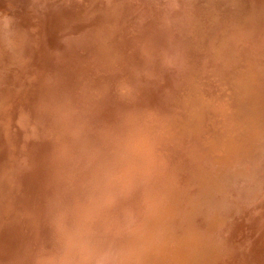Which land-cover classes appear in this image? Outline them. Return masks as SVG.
Returning a JSON list of instances; mask_svg holds the SVG:
<instances>
[{
  "label": "bare ground",
  "instance_id": "obj_1",
  "mask_svg": "<svg viewBox=\"0 0 264 264\" xmlns=\"http://www.w3.org/2000/svg\"><path fill=\"white\" fill-rule=\"evenodd\" d=\"M159 1H162V4L164 3V7L166 5L168 7L169 4L172 7L171 9H187L185 5H182L183 7L181 6V1L179 2V0ZM208 1L209 5L212 6V11L210 10V13L217 18H223L225 22L231 20L235 21L234 24H239L238 22L244 21V17L240 12L244 10L251 11L250 0ZM134 2H136V0H134ZM4 3L5 2H3V5H5ZM159 5H161V3H159L158 6ZM33 6H42L45 11L47 10V15L48 12L53 11V8H58L60 12L57 11L58 14L54 12L56 14L55 16L59 20H70L66 23L69 33L65 40V44L60 48V53L57 52L59 54V56L57 55L58 64L56 63L57 59L55 57L56 65L48 66L50 57L49 59L47 58V60H44L42 66H40L41 64L38 65V67H41L43 70V73L41 72L40 74L42 77L45 76V80L40 84L42 89L41 91H38L39 93H36L37 95L35 97L43 99L41 102L36 103L38 105H36V107L41 109L40 114H38L39 117L33 115L35 112L32 110L33 106L31 105L34 104H30V101L24 103L22 100L21 104H15V106L12 107L14 110L13 113L9 112V108L7 110L5 109L6 111L2 113L3 116L5 115L2 122H4L8 130L13 125L12 119L16 121L18 118L17 123L20 121L19 126L17 125L15 128L13 127L7 132L9 133V136L13 134L12 137H8L10 139L7 138V133V136L4 134L3 137H0V143L5 142L7 139L12 143L11 145H8L11 148L8 147L5 149L3 148L5 146H2L3 150L0 149V164L2 163V159L10 161L7 162L9 165L11 161L12 163H15V168L12 169L9 167L13 170L11 181L13 190L10 191V195L7 198L8 200H5L4 202L2 213L4 212V214L7 215L13 210V216H15L14 222L18 223L17 219L19 217L15 212L17 211L16 204L20 203L26 207L27 212L24 216H28L29 218H24L26 219V222L22 221V218V222L18 224L19 227L22 228H19L21 234H19V231L16 232L18 229L16 230L15 227L18 228V226L13 225L14 228L12 227L13 229L11 228L10 230L11 226L9 224H3V226L0 227V245L1 242H6L7 244L11 243V254L8 259L13 258L15 248L18 247L19 244H21V246L25 245V254H28L26 250L31 242H26V237L28 234L30 235V233H35L36 236L32 241V245L37 244V242H39L40 245H38L36 251L32 254H28L29 257H26V262L28 264H67L68 260L71 261L72 264H117V259L118 264H163L160 261L156 262L157 259H154L153 257V255H156L159 252H164L163 246L161 247V243L157 241L156 238L163 235L162 223L166 222L164 211L168 208V204L170 203L171 205L177 197L178 190L176 181L172 180L174 175H176L174 172L176 170L175 162L177 157L185 158L187 155V153H180L179 149H183L184 145V149L187 148L189 152V144L186 145V142L184 141L187 136L184 135V133H181L182 136H180L176 133V126L172 127L170 124H166L165 121L168 119L167 112L172 118H180L178 121L182 120V117L180 115L178 116V113L181 111L179 110L180 107H177L178 109H171L169 106L170 104L179 101L181 96H183V93L185 95L187 94L185 92L186 85L189 81L187 72L183 71L184 74L180 75L177 84L170 86L172 91L169 94L166 88L163 89V92L155 86H149L147 83L142 85V83H140L141 79L146 77V74L142 76L140 75V73L143 72V69L137 68V61H140L141 59L139 64L142 65L144 59L146 61L149 59L146 54L151 45L147 48L144 47L146 48V51L145 54H143V46L145 45L140 43V46H137V50H135V48H132L131 37L118 38L116 34L117 28L125 25L127 14L130 13L131 9L128 0H125V2H120L118 0H65L64 2H56V0H35L32 7ZM155 7L157 6L155 5ZM193 9H195V4L192 9H189L188 11L192 15V19H190L188 23L189 25L192 24V31L198 35L197 33L201 23L191 12ZM159 10L160 9H158V11ZM19 12H21V10H19ZM21 17L23 16L21 15ZM24 18L22 20H24ZM75 21L78 22L76 23ZM186 21L187 17L185 16L184 20L179 19L176 23L174 22V24L179 27V34L175 37L179 40L175 41L169 48L166 59L173 64H177L178 60L181 59V56H184L186 51L189 54L191 53L190 48L187 45L185 46L182 44L180 36L181 27L178 25V23ZM24 22L26 23V21ZM139 22L140 21H138V23ZM32 23L33 22H31V24ZM26 24L29 25V23ZM139 25H141V23H139ZM152 29L155 31L156 28ZM171 29L172 28L170 27L169 31H172ZM256 31V29H248L247 33L244 35V37L247 38L244 40L245 42L252 41L250 42L252 43L251 45L246 46L247 51H250L251 53L249 59L252 62L258 61V57L260 56L258 45H260L261 42L255 44L254 42L258 41L257 38L261 36L260 33L263 30ZM30 35L33 37L32 34ZM39 37H41V35H39ZM25 38L28 37L26 36ZM28 39H26L25 42L30 40ZM34 39L32 38L30 40L31 42H29L30 47L33 46L31 48L35 47L33 45V43L36 42H34ZM47 40L48 39H45L43 49H36V51H41L40 53H42L44 50L45 55V52L49 51L48 49L46 50V48L50 46H45ZM142 41H146V39L143 38ZM37 42L40 44V41L37 40ZM124 42H126L127 47H131L130 50L134 55V57L128 60L130 61L129 65L131 68H129L124 74L119 72V76H114L115 61L119 63L122 60H126L123 57V51L126 49V47H124ZM147 43L150 44L149 40ZM163 44H166V40H163ZM19 45L22 46V44ZM19 45L17 46L19 47ZM31 48H24V52H21L22 54L18 55L19 60L23 56L28 58V56L31 55ZM179 48H182V51L178 52ZM33 50H35V48ZM234 61L235 65H233L237 67V64L242 66L244 61L249 60L246 55L238 52L236 53ZM51 62L54 63L53 61ZM94 63L96 67L103 65V68L107 69L106 73L101 74V70L92 66ZM31 68L30 72L33 77L34 73L37 72V69H34V64ZM234 69L236 70V68ZM34 70H36V72H34ZM88 70L91 71V73ZM202 70L205 72L204 68H202ZM107 73H110L111 77L110 79H106L105 82L104 75ZM167 73L169 74L168 70ZM245 74L247 73L245 72ZM256 74L255 76H257ZM36 75L37 74H35V76ZM90 76H92L91 79H89ZM35 78H38V76ZM183 78L186 79L185 82L183 81ZM39 79L40 78H38V82ZM31 80H33V78ZM118 80L120 81L118 85L119 89L117 88L119 96H116V99L111 98L110 94H113V86L117 84L115 81L117 82ZM161 80H155L152 82L159 84L161 83ZM28 81H30V79ZM113 82L115 85H113ZM24 83L30 86L29 84H31L32 81L30 83ZM46 84L54 88L53 92L52 90H48L49 86ZM260 84L261 83H259V85ZM145 86H147L146 92L150 101L154 103V107L155 105L157 106L156 111L152 113L145 110L144 107L146 108V106H143L140 103L141 98L139 96V91L143 90ZM34 87L30 88L34 90ZM44 87L46 88L45 90ZM31 89H29V91ZM254 89L250 92L249 89L247 91L245 88V94L241 98H236V95L233 93L234 98L232 102L228 101L231 100V98L228 97V100H225L226 104L222 103L226 125L223 126L222 130L213 129V131H211V133L214 132L212 137L215 138V143L228 138L226 136H229L230 134L227 130L233 125L231 123L235 122V120L237 121L238 118L242 117L240 115L246 113L247 114L242 117V122L240 124L238 122L239 129L234 132L241 135L240 132L243 131L244 125H251L250 128L255 129L253 135L254 133L256 136L259 134L260 139L263 138L261 137L260 132L264 135V125L259 124L258 121H252L254 120V117L249 119V115L253 116V114L257 112L255 109L259 106V95L257 90ZM136 90L139 91L137 92ZM8 91L6 92L8 93ZM146 92L142 95V98H146ZM34 95L35 93L31 95V98ZM10 96L12 98L14 97L13 94H10ZM3 98L1 101L5 100L6 96H3ZM35 98L33 97V99ZM25 99H28V96ZM82 100H85L89 104L81 106L80 103ZM99 102H102L100 108L103 112H101V116L97 118L93 115V111L94 107ZM125 102H127L128 107L122 105ZM10 103L11 102H9V104ZM137 103H140L138 105H141L140 108L133 107ZM112 105H117V109H112ZM0 106H2L1 103ZM186 107L189 112L198 109V106H195L194 103H190ZM85 109L87 110L85 111ZM67 112L69 113L67 121L61 128H57V131L58 133L69 135L70 137L67 139V142L71 141L70 144L72 145H65L62 140H59L53 132V127L50 125H53V118ZM103 120L106 121L104 124L101 123ZM140 120H145L147 122ZM149 120L151 122H149ZM245 120H248L249 122H245ZM153 123H155V126ZM262 123H264L263 120ZM5 125L2 127L3 129H5ZM24 127L26 129L25 132H20L19 129ZM181 145L182 147H180ZM164 146H166V149H169L168 152H164V156L163 153H159V155L155 152L158 150L156 148H162ZM219 146H222V144L220 143ZM216 151H219L222 154L225 152V150L220 149H216ZM257 151L258 149L254 150V148H251L246 154L256 153ZM2 153L5 155L4 158H2ZM222 154L220 155L222 156ZM262 154L263 153H259L257 156ZM161 156L162 164L153 159H159ZM242 157L234 161V164L232 165L234 166L232 174H235V176L239 173L244 174L246 178L251 179L255 174L257 175L258 168H260L259 164H262L261 158L259 157L260 161L258 164L254 157H252L253 159ZM14 158L17 160V163L13 162V160H15ZM218 159L220 161V158ZM199 161L200 160L196 162V164L198 163V166L201 165L199 164ZM219 161L217 162L221 163ZM168 167L171 170V174L166 178L164 177L162 183L157 186L156 181L161 180L159 176ZM128 169L130 170L129 176H131V174L133 175L130 177L131 182L134 184L133 189L129 191L127 189L123 190L122 188L113 190L108 187V181L111 182L117 180L120 176L125 174ZM201 172L202 171L199 173ZM207 172V177L209 176L210 178L213 176L209 173V169H207ZM202 176H204L203 172ZM123 179L118 182L122 184L124 181ZM204 179L205 177H203V180ZM248 191L250 190L248 189ZM6 193H8V191ZM148 193H151V195H147ZM95 206L97 207L96 211L91 209ZM155 216L158 217L156 218ZM0 219L2 220L1 216ZM106 223H109L112 227L110 228V233H113L110 235H105L106 233H109L105 231ZM134 227L139 228L136 229V234H132L130 240H128L126 232ZM6 230L9 232H5ZM12 231H15L16 234L10 236ZM8 235L11 238H9ZM163 239H168V237L163 235ZM177 246H179V244ZM2 248L8 250L7 245ZM177 251H180V249ZM187 251L189 252V250ZM21 253H23L22 249ZM105 254L111 256L110 259L112 262L108 263L106 261V258L104 257ZM0 255L3 258L6 256L5 253L4 255L0 253ZM29 258H31V260L27 261ZM3 260L4 259H1V261ZM20 261L22 262L23 260L20 259Z\"/></svg>",
  "mask_w": 264,
  "mask_h": 264
},
{
  "label": "rangeland",
  "instance_id": "obj_2",
  "mask_svg": "<svg viewBox=\"0 0 264 264\" xmlns=\"http://www.w3.org/2000/svg\"><path fill=\"white\" fill-rule=\"evenodd\" d=\"M64 1L65 0H56V2H64ZM118 1L125 2V0H118ZM3 2H5L4 3L5 5H3ZM33 2H35V0H3L0 2V84L2 83L0 85V103L2 104V106H0V119H1L0 137L1 136L3 137V135L9 132L11 128L13 127L15 128V126L20 125L19 124L20 121L17 123L18 118L16 121L12 119L13 125L8 130L7 126L4 124V122H2L3 121L2 119L5 118V115L3 116L2 113L6 111L8 108H9L8 109L9 112L13 113L14 110L12 107L15 106V104H21V100L24 103L30 101V104H34L31 105L33 106L32 110L35 112L33 115L34 116L37 115L39 117L38 114H40L41 109L36 107L37 105L36 103L41 102V100L43 99L35 98V97L37 95L36 93H39L38 91H41L42 89L40 84H42L43 80H45V76L42 77V75L40 74L43 70L41 69V67L39 68L38 65L41 64L40 66H42L44 60L45 59L47 60V58L49 59L50 57L51 58L49 59L48 66L56 65V63L58 62V56H59L58 53H60V48L62 45L65 44V40L67 39L69 33L66 23H68L70 20L68 21H64L62 19L59 20L55 16L56 14L54 13L56 12L58 14V12H60L58 8H53V11L48 12L47 15V10L45 11L42 8V6L32 7ZM179 2L181 3V6L185 5V7L188 10L182 8L171 9L172 7L169 4L168 7L167 5L164 7V3L162 4V1L160 2L159 0H153V1L136 0V2H134V0H130V1L128 0V4L130 5L129 7L131 9L130 13L127 14L125 25L123 27L117 28L116 30L117 31L116 34L118 38H122V37L132 38V48H135V50H137L136 48L137 46H140V43L142 45H145L143 46V48L144 47L147 48L149 47V45H151V47L148 49V52L146 54L148 55L149 59L147 61L144 59L142 61V65L139 64L141 62L140 58H139L140 61H137L138 64L137 68L143 69V72L140 73V75L142 76L146 74V77L142 78L140 81L142 85H145L147 83L149 86H155L162 91L163 89L166 88L169 94L172 91V88L170 86L177 84L180 75L184 74L183 71H186L189 77L188 84L186 85L185 88V92L187 94L185 95L183 93V96H181V99L179 101L174 102L169 106L171 109H178L177 107H180L179 110L181 111L178 113V116L180 115L182 117V120L178 121L180 118L174 119L172 118V116L168 114V112L166 113L169 119V121L168 119L165 121L166 124L168 125L170 124L172 127L176 126L177 129L176 133H178L180 136H182L181 133H184V135L187 136L186 140L184 141L186 142V145L189 144V152L187 148L184 149V145H183V149L181 150L179 149L180 153H187V155L185 158L177 157L175 162L176 170L174 172L176 173V175H174L172 180L176 181L178 193L176 200L172 202L171 205L169 203L168 208L164 211V215L166 216V220H165L166 222L162 223L163 235L165 237H168V239L164 240L163 235H160L161 237L156 238L157 241L161 243V247L163 246L164 252H159L156 255H153V257L154 259H157L156 262L160 261L163 264H165V262L166 264H179V263L180 264H264V192H263L264 191V149H263L264 135H262V133L260 132L261 137H263L261 139L259 134L257 135L259 138L255 135V133L254 136L253 131L255 129L250 128L251 125H246V124L244 125L243 131L240 132L241 135L234 132L235 130L239 129V124L242 122L243 119L242 117H244L247 113L244 115H240L242 117L238 118L237 121L235 120V122L231 123L233 125L229 130H227V132L230 134L229 136L231 137L226 136L228 138H225L224 140H220L218 143H215L214 142L215 138L212 137L214 132L211 133L213 129L222 130L223 126L226 125L225 113L222 108V103L226 104L225 100L227 101L228 97L231 98V100L228 101L232 102L234 98L233 93L236 95V98L238 97L241 98L245 94V88L247 91L249 89L250 92L255 88L258 92L259 99H261L263 96L261 100L258 99L259 106L260 105L262 106L260 107L258 106L255 109L257 112L253 114V116L249 115V119L254 117L253 118L254 120L252 121L254 122L258 121L259 124L264 125V123H262V120L264 122V114H263L264 113V43H263L264 0H250L251 11L244 10L240 12V14H242V16L244 17V21L243 22L237 21L239 24H234L235 21H231V20H227L225 22L223 18L222 19L221 17L217 18L215 17V15H212V13H210L212 11L211 10L212 6L209 5L208 0H179ZM159 3H161V5L158 6ZM194 4H195V9H193V11L191 10L190 11L197 18V20L199 19L198 21L201 23V26L199 27L197 33L198 35H196L192 31L193 29L192 24L189 25L188 23V21L192 19V15L188 11L189 9H192ZM155 5L157 7H155ZM158 9L160 10L158 11ZM19 10H21V12H19ZM21 15L23 17H21ZM16 16L18 19L16 18ZM42 16L44 17V19ZM185 16L187 17V21L183 23L182 22L178 23V25L181 27L180 36H181L182 44L185 46L187 45L190 48L191 53L189 54L185 49L186 52L184 53V56L183 57L181 56V59L178 60L177 64H173L171 62H168L166 59H167V51L169 50V48L172 46V44L175 41L179 40L175 38L176 35L179 34V27L176 24H174V22L176 23L179 19L184 20ZM23 18L24 20H22ZM24 21H26V23H29V25L26 24ZM138 21H140L139 23H141V25H139ZM31 22L33 23L31 24ZM75 22L77 23L78 21ZM26 25L30 27H27ZM170 27L172 28L171 29L172 31H169ZM29 28L32 30H30ZM152 28H156L155 31ZM248 29H256L257 31L263 30L260 33L261 36L257 38L258 41L254 42V44L261 42V44L258 45V49L260 50L259 51L260 56L258 57V61L252 62L249 59L251 53L250 51H247L246 46L251 45L252 43L250 42L252 41L250 42L244 41L247 39L246 37H244V35L247 33ZM26 31H29L31 33ZM30 34H32L33 37H31ZM39 35H41L42 40L41 37H39ZM26 36L29 39L30 37L31 39L35 38L34 42L35 41L36 42L33 43V45L35 46L34 47L35 50H33L34 48H31L33 46L30 47L29 42H31L30 41L31 39L29 40L28 38H25ZM143 38L146 39V41H142ZM26 39H28L29 41L25 42ZM45 39H48L46 43L47 45L45 44V46L50 45L51 47L49 46L46 48V50L48 49L49 51H46L44 55V50L42 51L43 53L42 54L40 53L41 51L40 52L36 51V49L37 50L43 49V44L45 43ZM37 40L40 41L41 47L40 44H38ZM148 40L150 44L147 43ZM163 40H166V44H163ZM19 44H22L23 47L20 46ZM17 45H19V47ZM125 45L126 42H124V47H126V49H124L123 51V57L126 60H122L119 63L115 61L114 76H119L120 75L119 72L124 74L129 68H131V66L129 65L130 61L128 60L134 57V55L130 50L131 47H127V45L126 46ZM13 46L16 49H14ZM26 47L28 49L31 48L32 50L31 55L28 56V58L23 56L21 57L22 60L21 59L19 60L18 55L22 54L24 52V48L26 49ZM146 48H144L143 54H145ZM179 51H182V48L181 49L179 48L178 52ZM238 52L242 53L243 55H246L249 61H244L242 66H240V64H237V67H235L234 60L236 57V53ZM149 55L151 58L149 57ZM51 61H53L54 63H52ZM33 64H34V69H37V72L39 74L36 72V70H34V72L36 73H34L32 77L30 71L32 69L31 67L33 66ZM92 66L101 70L100 71L101 74H105L107 71V69L103 68V65H99L98 67H96L94 63ZM202 68L205 69V72H203L204 70H202ZM234 68H236V70ZM38 69L41 70L39 71ZM167 70L169 74L167 73ZM89 72L91 73V71ZM245 72L247 74H245ZM21 73L24 75H22ZM248 73H250L251 76ZM35 74L37 75L35 76ZM255 74L257 76H255ZM37 76L38 78H40L39 82H38V78H35ZM30 77H32L33 80L34 79L36 80L33 81L31 80L32 78ZM110 77H111L110 73L104 75L105 82L106 79H110ZM91 78L92 76L89 77V79ZM29 79L30 81H28ZM155 80L158 81L161 80V83L157 84L156 82H152ZM31 81L33 83V84L31 83L32 86L31 84H29L30 86H28L24 83V82L30 83ZM183 81L185 82L186 79L183 78ZM115 83L117 84L115 85ZM115 83L113 82V85H115L113 86V94L110 95L111 98L116 99V96L117 97L119 96L117 90L119 89L118 85L120 81L119 80L117 82L115 81ZM259 83L261 84L259 85ZM30 87L31 88L34 87V90L31 89ZM146 87L147 86H145V88L141 91L139 90L136 91L137 92L139 91L140 93L139 96L141 98L140 101L141 105L146 106V108L144 107V109L152 113L156 111L157 106L155 105L154 107L153 106L154 103L150 101L149 96L147 95L146 92ZM21 89L23 90V92ZM29 89L33 91L31 90L29 91ZM45 89L46 88L44 87V90ZM12 90L14 93L12 92ZM48 90H52L53 92L54 88L49 86ZM6 91H8V93ZM145 92H146V98H142V95ZM24 93L26 96L24 95ZM34 93L35 95L32 96L31 98V95H33ZM10 94H13L14 97L12 98ZM2 95L6 96L8 100H10L11 98L12 99L8 101L5 98V100L1 101L3 98ZM27 96L29 100L25 99L27 98ZM33 97L35 99H33ZM9 102L11 103L9 104ZM101 103L102 102H99L94 107L93 115L96 116L97 118L100 117L101 112H103L100 108ZM140 103L135 104V106L133 107L140 108L141 105L138 106ZM190 103H194L195 106H198V109L193 112L187 111L186 106ZM88 104L89 103L86 102L85 100H82L80 103L81 106H86ZM122 105L124 107H128L127 102L123 103ZM112 109H117V105H112ZM86 110L87 109H85V111ZM68 116H69L68 112L63 115L57 116L53 118V125L52 124L50 125L53 127V132L56 134L55 136L59 140H62L65 143V145H72L70 144L71 141L67 142V139L70 137L69 135L58 133L57 131V128H61L64 125V123L67 121ZM259 118L260 119L262 118L261 121ZM140 121L147 122L145 120H140ZM105 122H106L105 120L101 121V123L103 124ZM149 122L151 121L149 120ZM245 122H249V121L245 120ZM155 123H153L154 126ZM2 124L6 126L5 129L2 128L4 127ZM25 130H26L25 127L19 129L20 132H25ZM7 134H6L7 138L12 137L13 135L12 134L11 136H9V133ZM8 139L5 140V142L0 143L2 144L0 145L1 150H3V148L6 149L10 147L8 145L12 144L11 142H9ZM220 143L222 144V146H219ZM2 146L5 147L2 148ZM180 147H182V145ZM251 148H254V150L258 149V151L256 153L246 154V152H249ZM156 149L158 150L155 152L157 154L163 153V156L165 155L164 152L169 151L168 148L166 149V146ZM216 149L225 150V152L222 154L219 151H216ZM259 153L260 154L263 153V154L257 156ZM220 154H222V156ZM4 157L5 155L2 153V158ZM240 157L247 159L254 157L255 160H257L258 164L260 161L259 157L261 158L262 164H259L260 168H258L257 175L255 174L253 178L249 179L246 178L244 174L239 173L238 175L236 174V176L235 174H232L234 169V166L232 165L234 164V161H236ZM161 158L162 156L159 159H155V158L153 159L158 161L160 164H162ZM218 158H220V161ZM198 160H200L199 161V164H201L200 166L197 165L198 163L196 164ZM209 161L211 162V164ZM217 161L221 163H218ZM7 162L10 161H7L6 159L4 160L2 159V163L0 164V216L2 218V220L0 219L1 222L0 227L3 226V224L5 223L11 226L10 230L13 227V225L18 226V228L15 227L16 230L18 229L17 231L16 230L15 231L16 232L19 231V234H21V230H19V228L20 229L22 228L19 227L18 224L21 223L22 221H25L28 217V216L27 217L24 216L27 212L26 207L20 203L16 204L17 211L15 213L19 217L18 218L19 220L17 219L18 223L14 222L15 216H13V210L11 213L9 212L10 214L8 213L7 215L4 214V212L2 213L4 202L5 200L6 201L8 200L7 198L10 195L9 193L11 190H13L11 181L13 177L12 169L15 168V163H12L11 161L9 165V163ZM13 162L17 163V160L15 159L13 160ZM9 167H11L12 169ZM207 169H209L210 170L209 173L213 175L210 178L209 176L207 177L208 175ZM200 171L203 172L204 176H202V172L199 173ZM129 172L130 170L128 169L126 170L125 174L120 176L117 180L111 182L108 181V187H110L113 190L122 188L123 190L127 189L129 191L133 189L134 184L130 180V177L133 175L131 174V176H129ZM170 174H171V170L168 167L159 176L161 180L156 181L157 186L162 183L164 177L166 178ZM203 177H205L204 180ZM122 179L124 181L122 184H120V182L118 181ZM248 189L250 191H248ZM7 191L8 193H6ZM147 195H151V193H148ZM91 209L96 211L97 207L95 206L92 207ZM19 210L21 211V213ZM155 217L157 218L158 216ZM22 218L23 219L26 218V219L23 220ZM110 228L112 227L109 225V223H106L105 231L109 233H106L105 235L107 234L110 235L113 233V232L110 233ZM138 228L139 227H134L126 232L127 234L126 237L128 238V240H130L132 234L134 235L136 234V229ZM15 231H12V234L10 236L16 234ZM5 232H9V231L6 230ZM10 236L8 235L9 238H11ZM35 236H36L35 233H30V235L28 234L26 237V242H31L30 246H28L26 250L28 254H32L34 251L38 249V245H40L39 242H37V244L32 245V241L35 239ZM212 236L215 238H213ZM178 244L179 246H177ZM1 245L2 247L7 245L8 250L2 248ZM1 245H0V253L2 255H4L5 253L6 256L3 258L0 255V264L2 263L28 264L26 262V257L29 256L28 254H25V248H24L25 245L21 246V244H19L18 247L15 248V252L13 253L14 254L13 258L11 259H8L9 255L11 254V243L7 244L6 242H1ZM21 249L23 253H21ZM178 249H180L181 252L177 251ZM187 250H189V252ZM104 257L106 258V261L108 263L112 262V260L110 259L111 256H108V254H105ZM1 259L4 260L1 261ZM20 259H22L23 261L21 262ZM30 260L31 258H29L27 261ZM116 262L118 264V259L116 260ZM124 263H125V259H124ZM67 264H72V262L68 260Z\"/></svg>",
  "mask_w": 264,
  "mask_h": 264
}]
</instances>
